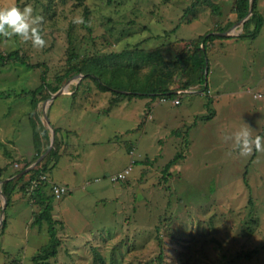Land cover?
I'll return each instance as SVG.
<instances>
[{"label": "rangeland", "instance_id": "1", "mask_svg": "<svg viewBox=\"0 0 264 264\" xmlns=\"http://www.w3.org/2000/svg\"><path fill=\"white\" fill-rule=\"evenodd\" d=\"M193 1L85 0L87 31L72 23L83 10L75 0H0V6L31 4L44 17L47 41L35 49L17 37L0 38V52L19 47L38 67L13 63L0 69L5 174L21 167L22 156L35 154L30 97L21 89L37 86L43 69L48 82L62 73L66 26L73 24L84 35L77 44L80 57L90 49L119 52L137 46L158 47L166 61L201 33H218L223 25L229 35L243 30L241 24L232 27L239 21L233 0H212L219 13L205 2L192 6ZM257 9L263 23L254 37L210 42L206 90L196 84L166 100L134 96L112 104L108 90L77 73L62 83V93L38 102L40 121L49 131L38 162L48 153L51 129L59 128L57 162L50 161L54 165L41 177L69 189L53 201L61 243L50 264H110L111 254L113 264H148L161 248L162 264H264V152L242 157L223 140L243 122L253 135L264 136V0H257ZM175 98L180 102L173 103ZM33 158L28 167L38 163ZM129 166L124 179H111ZM12 198L3 210L2 230L0 225V264H32L48 241L47 224L31 223L39 206L18 185ZM3 202L0 195V215ZM91 245L104 263L94 259ZM252 249L257 251L244 256Z\"/></svg>", "mask_w": 264, "mask_h": 264}, {"label": "trees", "instance_id": "2", "mask_svg": "<svg viewBox=\"0 0 264 264\" xmlns=\"http://www.w3.org/2000/svg\"><path fill=\"white\" fill-rule=\"evenodd\" d=\"M75 4L82 6V16L85 23L81 24L90 31L88 24L90 9L85 0H75ZM110 0H107L109 2ZM113 1V0H111ZM207 3L212 10L219 13V6L212 0H194L191 5L195 6L199 3ZM249 0H233L232 11L236 20L242 19L248 12ZM52 15V14H51ZM263 23V17L257 9V0L252 2L251 15L244 21L243 30L237 34L224 35L221 33L209 32L199 34L185 42L180 49L172 55L169 60H165L158 47L150 49L138 48L132 46L125 47L122 51H106L101 52L98 49H90V52L79 55V47L77 44L82 42L83 34L79 35L73 24L66 26V58L64 60V68L62 73L55 74L53 82L46 81L45 69L40 75L39 84L32 88L21 89V95L29 96L31 108L29 110V124L31 126V139L35 149L34 159H36L49 143L48 128L40 121L39 113L36 110L38 102L48 98L50 94L56 91L62 83L77 73H83V76L90 78L101 91L108 90L112 95L110 103L115 104L122 97L148 96V97H172L181 94L178 89H185L192 85L199 84L207 89L206 75L209 72L208 48L211 41L215 38H243L246 36L254 37L260 30ZM231 24V23H230ZM228 26H219L216 30L223 32ZM1 38V37H0ZM92 44H96L91 39ZM80 45V44H79ZM110 45V44H109ZM161 47V46H160ZM19 47L0 52V69L6 65L19 63L27 68L36 69L37 64H31L29 57L25 51ZM144 68V70H143ZM206 71V72H205ZM179 75V76H178ZM2 92L0 91V96ZM19 94V93H18ZM39 118V119H38ZM59 128L54 127L55 140L54 148H51L43 159L35 166L24 170L31 163L30 160H22V165L12 174H4L5 166L0 167V190L6 199V206L12 203V196L18 185L22 194L28 195L29 199L37 204L38 211L33 215L32 224H47V232L49 234L48 241L39 247L32 257V264H50V259L58 254V248L61 243L60 237L57 235L56 225L59 223L53 217V201L56 199L51 190L47 176L50 168V161L57 162L59 142L57 132ZM178 155L174 156L167 164L168 169L171 163L178 159ZM20 173V174H19ZM165 173V171H164ZM15 175V176H14ZM8 176L9 178L4 180ZM245 176V174H244ZM245 178V177H244ZM35 182V183H34ZM250 204L252 200L249 199ZM5 227V218L2 220L1 230ZM158 239L160 237L158 236ZM257 250L252 249L246 251L244 256H249ZM91 252L94 259L101 261L105 257L96 247L91 245ZM241 256L240 252L238 253ZM163 250L162 248L150 259L148 264H162ZM110 264H113V254L110 255Z\"/></svg>", "mask_w": 264, "mask_h": 264}, {"label": "clouds", "instance_id": "3", "mask_svg": "<svg viewBox=\"0 0 264 264\" xmlns=\"http://www.w3.org/2000/svg\"><path fill=\"white\" fill-rule=\"evenodd\" d=\"M43 23L44 17L36 14L31 4L0 6V37L5 39L17 37L35 49H43L47 46ZM72 23L84 24L85 21L81 15L73 18ZM223 140L225 143L230 141L232 150L242 157H248L254 151L264 152V136L253 135V129L244 122L236 131L224 135Z\"/></svg>", "mask_w": 264, "mask_h": 264}, {"label": "water", "instance_id": "4", "mask_svg": "<svg viewBox=\"0 0 264 264\" xmlns=\"http://www.w3.org/2000/svg\"><path fill=\"white\" fill-rule=\"evenodd\" d=\"M252 2H253V0H249V9H248L247 14H246L242 19H240V20L238 21V23H236V24L233 25L232 27H236V26L239 25V24L243 25L244 21H245L250 15H251V12H252ZM219 33H221V34H226V35L229 34V32H226V31H225V32H219ZM205 72H206V71H205ZM62 91H63L62 88H58L55 92H52V94L50 95V97L48 98L47 101H51L56 95H59L60 93H62ZM47 105H48V103H47ZM47 122H48V120H47ZM54 135H55L54 130L51 129V134H50V145H49V147L46 149V152L49 151L50 148H51V146H52V143H53V140H54ZM44 154H45V153H41V154L36 158V160H35L34 163L38 162V160H39ZM29 167H30V166H29ZM29 167H28V168H29ZM28 168L24 169V171L28 170ZM21 172H23V171H21ZM0 195L3 196V201H4V202H3V205H2L1 215H0V225H1V224H2V220H3V218H2L3 210L5 209V205H6V199H5L4 195L2 194L1 190H0Z\"/></svg>", "mask_w": 264, "mask_h": 264}, {"label": "built area", "instance_id": "5", "mask_svg": "<svg viewBox=\"0 0 264 264\" xmlns=\"http://www.w3.org/2000/svg\"><path fill=\"white\" fill-rule=\"evenodd\" d=\"M161 100H166V97H161ZM173 103L177 104L180 102L179 98H175L172 100ZM17 163H15L16 165ZM130 166L128 168H126L123 172H119L118 174L114 175L111 177L112 180H119V179H124L126 177V174L129 172L130 170ZM42 178H45V176H43ZM51 190L53 192V194L55 195V197H60L63 193H65L68 188L64 185V184H60V183H51Z\"/></svg>", "mask_w": 264, "mask_h": 264}, {"label": "crops", "instance_id": "6", "mask_svg": "<svg viewBox=\"0 0 264 264\" xmlns=\"http://www.w3.org/2000/svg\"><path fill=\"white\" fill-rule=\"evenodd\" d=\"M56 96H57V95H56ZM56 96H55V97H56ZM14 149H15V148H14ZM7 153H8V155H10V154H9V152H7ZM30 155H32L31 157H33V155H34V152L30 153ZM31 157H26V158H25V156H22V158H23V159H27V160H30V159H31ZM23 159H22V160H23ZM0 167H3V166H2V165H0ZM3 173L5 174V171H4ZM8 178H9V177H8V176H6V177L4 178V180H6V179H8ZM60 184H62V183H60ZM65 185L67 186V184H65ZM68 190H69V189H68Z\"/></svg>", "mask_w": 264, "mask_h": 264}]
</instances>
